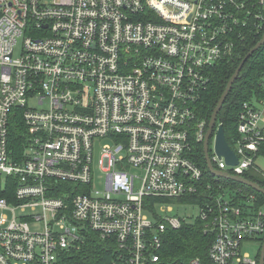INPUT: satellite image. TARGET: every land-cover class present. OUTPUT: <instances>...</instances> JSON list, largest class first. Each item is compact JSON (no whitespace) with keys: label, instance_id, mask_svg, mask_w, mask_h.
<instances>
[{"label":"built area","instance_id":"1","mask_svg":"<svg viewBox=\"0 0 264 264\" xmlns=\"http://www.w3.org/2000/svg\"><path fill=\"white\" fill-rule=\"evenodd\" d=\"M249 22L263 29L264 0H0V264H85L78 253L93 233L109 250L94 264H168L162 236L186 219L152 222L146 199L212 186L192 157L208 132L195 106ZM240 114L239 163L212 145L210 157L244 176L264 113L246 103ZM15 119L27 135L20 155ZM107 140L96 162L95 143ZM211 200L197 202L216 235L209 262L186 264H260L257 196L220 184ZM259 236L253 258L243 244Z\"/></svg>","mask_w":264,"mask_h":264},{"label":"trees","instance_id":"2","mask_svg":"<svg viewBox=\"0 0 264 264\" xmlns=\"http://www.w3.org/2000/svg\"><path fill=\"white\" fill-rule=\"evenodd\" d=\"M250 23V22H249ZM254 28V29H253ZM253 29V30H252ZM244 36H234L235 49L232 56L224 57L210 68L209 82L203 89L198 103L195 106L198 120H205L208 125L210 123L212 112L217 106L220 97L227 87V83L235 71L238 69L240 62L248 54L264 35V27L257 31L252 23L242 29ZM264 102V45L254 51V55L247 60L240 72L238 79L235 81L233 88L226 97L225 104L219 112L217 124H222L226 131L229 144L236 147L235 142L241 137L238 129L240 113L244 109V105L248 103L252 108L259 109L257 103ZM24 121L15 119L11 126V148L15 154L20 155L24 150L26 132ZM212 139V138H211ZM211 144V140H210ZM192 157L203 169L206 183H210V188H202L201 192L196 195L183 197V199L198 202V199L204 201H212L211 197L220 193V184L231 190L242 189L247 194L254 193L257 196V207L264 204V194L257 191L246 184H241L232 179L217 177L210 173L205 160L204 144L196 142L194 144ZM264 156V141L261 142L257 151V156ZM244 176L264 187V171L257 170L254 167L249 168ZM177 198H147V207L149 211L156 214V204L163 201H172ZM181 199V200H183ZM205 222L198 218L196 225H191L184 221L180 228H169L163 234V246L161 252L164 260L168 264H186L190 259L201 257L203 262H209V248L214 242L215 236L204 230ZM85 243L79 251V257L85 264H94L101 262V256L108 254L106 242L97 234H87L84 236Z\"/></svg>","mask_w":264,"mask_h":264},{"label":"water","instance_id":"3","mask_svg":"<svg viewBox=\"0 0 264 264\" xmlns=\"http://www.w3.org/2000/svg\"><path fill=\"white\" fill-rule=\"evenodd\" d=\"M262 45H264V35L262 36V39L252 48L250 49L247 53V55L243 58V60L240 62L239 66L237 67L238 69L235 71V73L232 75V77L228 81V85L225 88L224 93L220 97V100L217 104V106L214 108L212 112V117L210 120V123L208 125V132L205 137L204 141V150H205V160H207V165L210 173H213L214 175L226 178V179H232L234 181H237L241 184H246L250 186L251 188L260 191L264 194V187H262L259 183H256L245 176H238V175H233L230 174L228 171H221L216 169L214 166L213 161L211 160L210 157V140L211 137L214 136V145H215V150L217 154L220 157H224L226 159V162L230 165H235L239 163L238 156L236 152L233 150L231 144H229L226 136V131L224 129V126L222 124H219L216 128L217 125V120L219 116V112L221 111L223 105L225 104L226 97L233 88V85L235 81L238 79L241 70L243 69V66L247 62L249 58H251L254 55V51L259 49ZM216 128V129H215ZM261 256H260V264H264V242L261 247Z\"/></svg>","mask_w":264,"mask_h":264},{"label":"rangeland","instance_id":"4","mask_svg":"<svg viewBox=\"0 0 264 264\" xmlns=\"http://www.w3.org/2000/svg\"><path fill=\"white\" fill-rule=\"evenodd\" d=\"M18 53V51H17ZM107 141H97L95 143V148H96V162L99 160L100 155H101V146L105 145ZM213 146V150L215 151V145H214V136L212 137L211 144ZM255 168L257 170H262L264 171V156L258 155L257 160L255 163ZM136 172V171H135ZM137 172L140 173L139 170ZM95 183H94V188H98L102 190L105 185V178L104 174L100 170L98 164L96 163L95 166ZM230 191L228 192L227 196H229ZM172 207L173 209L170 210L168 207ZM156 214L146 210L149 220L152 222H157L159 218H165L168 215L170 216H179L180 218H185L186 221L191 224V225H196L198 218L200 216V205L197 204V202H193L191 200H172V201H163V202H158L156 204ZM165 210H163V209ZM261 209L264 211V204L261 205ZM262 237L258 238H252L251 241L244 242L243 244V252H248L253 258H256L260 252V247L262 244Z\"/></svg>","mask_w":264,"mask_h":264},{"label":"crops","instance_id":"5","mask_svg":"<svg viewBox=\"0 0 264 264\" xmlns=\"http://www.w3.org/2000/svg\"><path fill=\"white\" fill-rule=\"evenodd\" d=\"M259 109H261L264 113V102L263 103H257L256 104Z\"/></svg>","mask_w":264,"mask_h":264}]
</instances>
